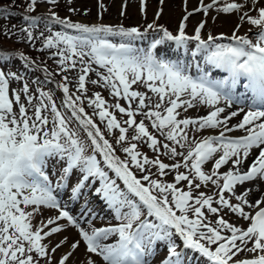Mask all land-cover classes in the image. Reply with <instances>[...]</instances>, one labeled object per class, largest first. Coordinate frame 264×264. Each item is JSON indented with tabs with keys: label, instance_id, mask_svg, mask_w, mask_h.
I'll return each instance as SVG.
<instances>
[{
	"label": "snow or ice",
	"instance_id": "obj_1",
	"mask_svg": "<svg viewBox=\"0 0 264 264\" xmlns=\"http://www.w3.org/2000/svg\"><path fill=\"white\" fill-rule=\"evenodd\" d=\"M74 3L0 7L22 21L0 38L55 65L0 43V264H264V0H183L175 32L164 0L143 29L73 20L90 11ZM213 11L237 14L231 35L205 31ZM97 202L116 223L96 226Z\"/></svg>",
	"mask_w": 264,
	"mask_h": 264
},
{
	"label": "rangeland",
	"instance_id": "obj_2",
	"mask_svg": "<svg viewBox=\"0 0 264 264\" xmlns=\"http://www.w3.org/2000/svg\"><path fill=\"white\" fill-rule=\"evenodd\" d=\"M103 2L107 5V11L103 12V18L100 19L102 23H110L112 25H117L122 23L123 25H126V23H138L142 24L144 22L145 14L141 12L140 10V2L139 0H129L128 7L126 9L125 15H120L121 5L124 2V0H103ZM237 2H243V0H237ZM75 7H79L81 10L83 9H90L88 12V15H72L75 20L85 22V23H97L98 22V7H97V0H75L74 3ZM197 6V0H188V10L191 11L193 8ZM158 7L160 5L158 4V0H147V7H146V16L148 15L151 19H153L156 16V13L158 11ZM163 7V13L160 16V21L169 26L170 28L173 27L174 29L178 27V22L180 21L181 17L184 15V3L183 0H164ZM64 14L71 15L68 13L65 9V6L63 2L61 3L60 8ZM39 11H43V8L38 9ZM255 15V13H252ZM215 15V12L213 11L209 15V26L206 28L207 31H211L212 34H217L222 31H225L227 33H232V30L235 28L236 24L239 22L237 19V14H221L213 24L211 21V17ZM203 18L202 14L194 15L190 19V23H197ZM251 25L244 24L243 27L240 29V34L247 31L249 28H251ZM252 31H256L255 28H252ZM151 37V35H150ZM140 46L147 47L148 41L138 42ZM15 69V68H14ZM37 75V74H36ZM39 75V74H38ZM94 78V76H93ZM15 86V85H13ZM57 95H60L58 92ZM126 104V102L124 101ZM205 111L201 109L199 112H197L196 109H190L187 113L189 116H197V115H204ZM141 117L138 116V120ZM147 123V121H146ZM207 134V133H205ZM145 153H147L149 156H152L153 153L150 149H148L146 146ZM162 159L165 160V162H169L166 157H162ZM210 167V165H209ZM221 171H225V169H221ZM167 179L171 180V177H167ZM203 190V189H202ZM96 205L99 206V210H97V213L100 217H103V219H97L94 221L97 227L99 226H106L109 222L116 223L112 219L111 213L106 210L101 202H97ZM48 215L47 213L45 214ZM225 219H229L232 222H235V217H228L225 216ZM240 223H243L242 221ZM246 228L247 225H244ZM62 235H67L69 237V240L71 241L75 237L74 231H69L66 233H63ZM61 237L57 236L53 238V243L57 242ZM67 250V246L61 248L56 253V258L58 259L60 254ZM83 253H84V246L81 245L80 249L76 253V257L78 260L83 259ZM164 255V253H161ZM241 256L244 255V253L240 254ZM251 255V254H249Z\"/></svg>",
	"mask_w": 264,
	"mask_h": 264
},
{
	"label": "trees",
	"instance_id": "obj_3",
	"mask_svg": "<svg viewBox=\"0 0 264 264\" xmlns=\"http://www.w3.org/2000/svg\"><path fill=\"white\" fill-rule=\"evenodd\" d=\"M19 2H20V0H16L17 4ZM11 4H12V0H0V7L10 6ZM12 11H17V9L10 7L9 12L11 13ZM19 11H22V9H20ZM42 13H43V11L38 10V14H42ZM21 23H22V21H21V18L19 16H10V18L7 20L0 19V28H2V26H4V25H7V26L17 25V26H19ZM14 39L15 38H13V39L0 38V43L3 44V47L5 49H17L19 51H23L26 54H28L30 57L35 58L37 60H45V61H47V63L50 66L55 67L52 60L48 59V53L47 52L39 53V52H37L31 48L29 50H27L26 45L16 43V42H14ZM37 47H40L39 42H37ZM57 79H59V77H57ZM86 110L88 111L87 108H86Z\"/></svg>",
	"mask_w": 264,
	"mask_h": 264
},
{
	"label": "bare ground",
	"instance_id": "obj_4",
	"mask_svg": "<svg viewBox=\"0 0 264 264\" xmlns=\"http://www.w3.org/2000/svg\"><path fill=\"white\" fill-rule=\"evenodd\" d=\"M233 121H235V120H233ZM237 135H240V134H237ZM250 162V161H249Z\"/></svg>",
	"mask_w": 264,
	"mask_h": 264
}]
</instances>
